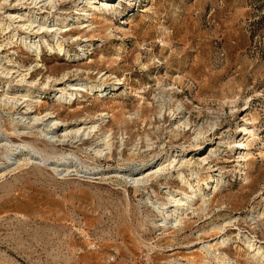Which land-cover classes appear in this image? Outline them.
Instances as JSON below:
<instances>
[{"label": "rangeland", "instance_id": "1", "mask_svg": "<svg viewBox=\"0 0 264 264\" xmlns=\"http://www.w3.org/2000/svg\"><path fill=\"white\" fill-rule=\"evenodd\" d=\"M76 1H59L51 13L73 15ZM118 1L113 15L96 12L88 28L78 25L60 34L71 59L44 47L39 59L18 44L3 47L12 63L32 67L26 76L38 83L47 76L55 79L50 86L76 77L100 83L105 72L123 85L112 95L80 92L61 106L52 104L53 87L45 89L37 112L53 110L67 123L80 117L95 121L99 113H109L101 130H111V157L91 154L104 132L53 149L38 135L26 134L22 139L36 148L56 155L72 152L104 174L61 176L36 162L0 178V264H199L203 259L217 264L208 251H200L201 243L214 244L222 237L229 242L216 249L230 264H264L250 256L242 236L264 248V0ZM14 4L0 0V18L6 19L4 12ZM7 35L0 30V43H7ZM78 43L88 46L76 59ZM159 95L171 108L182 105L190 130L168 132V111L158 121L154 100ZM8 118L0 113V127L9 134ZM212 123V130L193 141V126L206 129ZM205 140L220 152L200 170H215L213 175L220 170L225 183L219 190H205L204 210L196 201L193 213L182 216L177 227L164 229L145 192L162 202L166 188L184 190L179 180H152L146 186L152 188L144 190L116 172L158 159L162 145L168 154L185 152L189 158ZM242 141L246 145L240 150L236 144ZM134 149L137 155L131 154Z\"/></svg>", "mask_w": 264, "mask_h": 264}, {"label": "bare ground", "instance_id": "2", "mask_svg": "<svg viewBox=\"0 0 264 264\" xmlns=\"http://www.w3.org/2000/svg\"><path fill=\"white\" fill-rule=\"evenodd\" d=\"M59 1L65 0H15V4L4 12L6 19H3L4 17L0 18V30L2 33L8 34L5 38L7 43H0V53H4L2 52L4 46L14 43L33 53L37 59L40 58L42 47L49 53H57L70 58L69 50L63 46L60 34L69 32L78 25L82 28H88L90 26L89 18L93 14L101 12L111 16L115 13L116 6L120 4L118 0H77L73 3L75 14L62 16L60 13H56L57 11L55 14L51 13L52 10L57 9L56 5ZM3 2L8 3L9 0H3ZM23 4L29 6H23ZM44 12H47V14H44ZM17 29L21 30V34L17 33ZM49 38L52 43L49 42ZM77 46L81 54H75V58L79 59L85 54L82 48L88 45L78 43ZM7 56L6 53L0 55V111L9 117L12 132L8 134L0 127V178L9 171L36 162L44 164V166L49 167L61 176L76 174L81 177L94 178L103 175L100 166H90L72 152H62L56 155L55 152L40 150L22 138L26 134L38 135L53 149V146L57 144L82 142L93 133L104 132L100 133L101 135L98 136L97 140L95 139L97 142L90 150L95 158H110L112 133H110V129L107 131L101 130L110 116L108 112L99 113L97 115L99 118L95 121L87 119L88 117H80L79 122L67 123L57 117L53 110L46 109L44 112H37L35 106L47 95L45 89L49 87H53L51 95H49L52 104L61 106V104H71L80 92L92 95H112L121 89L120 85H123L121 79L104 72L101 75L102 81L100 83H93L76 77L71 80L59 81L50 86V82L52 79L55 80L54 78L51 79L47 76L45 81L40 83L37 79H28L26 75L32 67L23 69L18 63H12V59L10 60ZM13 73H16V75L13 76ZM65 75L67 74L64 73L61 76L62 79ZM109 79L112 80L107 81ZM154 101L155 113L159 122L164 120V115L168 111L171 118L168 132L176 135L191 129L190 119L181 115L182 105L179 104L171 108L169 101L163 95L157 96ZM140 112V110H136L134 115L138 116ZM213 126L215 127V123L207 126L206 129L201 125L193 126V141L198 142L206 132L212 130ZM159 129L160 125H157L156 131H159ZM14 139L22 140L20 143H16ZM146 141L147 147H152L151 139L147 135ZM245 145L243 141L236 144L240 150L245 148ZM161 150L158 159L152 160L148 164L143 163L132 170L123 169L116 172V174L118 177L130 182L132 186L144 190L152 188L150 186L146 187L151 184L152 180L157 181L160 178L169 179L172 177L179 180L184 190L174 192L166 188L165 200L162 202L152 199L148 192H145V200L148 206L160 216L156 223L165 229L177 227L182 221V216L187 215L189 211L193 213L192 208L196 201L202 202L204 206L202 209L204 210L208 200V198L206 199L205 190H219L225 180L220 170L215 175L212 174L215 170L206 171L205 173L200 170V167L209 166L210 160L218 156L220 152L219 148L213 146V143L208 140L196 145L191 151L192 156L189 158L185 152L168 154L167 151H164L163 145ZM131 154L137 155L138 150H132ZM186 172L188 177L185 174ZM152 193L154 194V190H152ZM240 234L242 233L238 231L237 235ZM242 236L244 244L250 250V256L256 261L264 263L263 246L258 244L252 237L243 234ZM227 242H229V239L222 237L219 241L216 240L214 244L207 243V245H204L201 243L200 251H208L209 255L212 256L211 258L217 260L219 264H230L228 258L216 249V246L226 245ZM199 264L208 263L203 259Z\"/></svg>", "mask_w": 264, "mask_h": 264}]
</instances>
